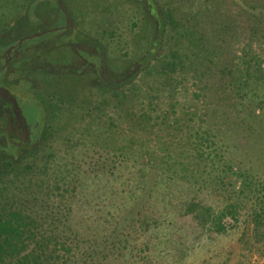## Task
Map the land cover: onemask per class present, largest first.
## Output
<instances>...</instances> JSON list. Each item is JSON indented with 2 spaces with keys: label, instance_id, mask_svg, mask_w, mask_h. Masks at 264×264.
Masks as SVG:
<instances>
[{
  "label": "rangeland",
  "instance_id": "1",
  "mask_svg": "<svg viewBox=\"0 0 264 264\" xmlns=\"http://www.w3.org/2000/svg\"><path fill=\"white\" fill-rule=\"evenodd\" d=\"M30 1L0 0V35ZM158 1V10L166 15L159 58L164 63L174 54L184 64L171 83L155 73L156 55L119 96L94 95L87 111L62 109L50 118L37 159L8 173L0 186V225L6 232L0 239V264H264L255 250L244 246L246 224L221 236L207 231L197 235L168 217L147 232L135 216L137 204L144 205L139 199L147 173L141 172L152 167L144 157L154 153V140L167 145L178 173L191 162L209 169L216 164L212 178L199 177L202 190L217 174V154H235L241 142L242 149L249 148L229 127L240 103L234 60L252 48L248 62L264 66V0ZM102 28L117 29L110 24ZM243 113L250 118V112ZM165 115L169 122L180 118L190 131L160 130L155 125ZM256 115L263 117L256 134H263L264 108ZM139 117L149 124H135L133 134L128 133L127 120ZM194 133L204 140L203 153L198 151L209 162L192 159L199 148L189 139ZM259 146L263 150L261 141ZM200 197L205 200L206 192ZM14 212L30 215L34 223L25 227ZM14 228L29 231L19 249L13 248Z\"/></svg>",
  "mask_w": 264,
  "mask_h": 264
},
{
  "label": "flooded vegetation",
  "instance_id": "2",
  "mask_svg": "<svg viewBox=\"0 0 264 264\" xmlns=\"http://www.w3.org/2000/svg\"><path fill=\"white\" fill-rule=\"evenodd\" d=\"M158 9V0H36L0 35V186L37 159L50 118L118 95L154 62Z\"/></svg>",
  "mask_w": 264,
  "mask_h": 264
},
{
  "label": "trees",
  "instance_id": "3",
  "mask_svg": "<svg viewBox=\"0 0 264 264\" xmlns=\"http://www.w3.org/2000/svg\"><path fill=\"white\" fill-rule=\"evenodd\" d=\"M35 1L31 0L28 5ZM201 40L198 38L195 41L200 43ZM161 49L162 43L157 47L158 57L155 59L157 62V66H154L155 73L164 76L165 80L171 82L174 79L173 75L177 74L184 63H180L174 54L171 59L162 63L160 60L162 57L159 58L161 56L159 50ZM249 52L250 54L253 52L252 48L234 60L237 74L235 81L236 97L240 103L236 104L234 108L236 111L235 120H231L229 123V127L233 128L234 132L236 131L234 138L239 140L243 138L246 147L249 146V148L247 150L242 149L244 144L241 142L238 147H235L237 153L217 154L215 157L219 165L217 174L212 181L209 180L207 184L209 188L202 190L199 177L208 176V178H212L211 173L214 172L216 164L209 169L206 165L202 166L199 163L191 162L188 166L180 168L181 173H178L179 170L172 164L173 159L170 151L168 148L165 149L167 145L160 142L159 139L154 140L152 151L154 153L144 157L151 163L152 167L146 172L143 168L141 172L147 173L145 175L146 180L141 182L144 184L143 196L139 199L144 205L138 206L139 203L137 204L136 207L140 209L135 216L140 221L142 220L141 228L147 232L158 226L157 220L168 217L177 219L185 226L192 227L197 235L207 231L209 234L214 233V235L221 236L236 228L238 224H246L248 230L247 233L245 232L246 234L244 233V246L247 247L248 251L255 250L258 257L264 259V148L262 150L260 146L258 147L259 141L264 144V133L257 131L258 134H256L255 131L258 129L256 123L263 118L262 115H256V111L264 108V66L259 65L257 60L248 62ZM208 57L213 58L210 51ZM157 67L160 68V71H157ZM258 92H263L262 96ZM245 103L250 105L245 108ZM243 109L250 112V118L247 119ZM128 122L130 123L127 124V131L130 134H133L135 124H139V126L140 124H149V122L142 121L141 117L129 119ZM155 126H160V130L163 131L175 129L178 132H183L185 128L189 130V127L183 121L181 122L180 118L169 122L167 115L163 116L161 122ZM246 133L249 135L245 136ZM250 134L255 135V137L250 136ZM165 139L170 140V137H165ZM189 139L193 143L195 142L196 146H199L197 151L203 153V147L200 145L204 140L196 133ZM206 148L210 149L211 146ZM199 151L197 154L195 151L192 159L198 160L200 158L203 162H209L210 158L206 160V156L200 155ZM162 154L164 156L161 157ZM201 191L206 192L205 200L200 197ZM160 194L162 197L159 199ZM13 216L25 227L34 223L31 216L24 215L23 212H14ZM24 229H12L11 235L17 240V244L13 245L14 249H19L18 243L23 246L22 239L24 235L29 233L26 229L23 231ZM3 234L6 232L0 225V239ZM64 251L68 252L67 249Z\"/></svg>",
  "mask_w": 264,
  "mask_h": 264
}]
</instances>
